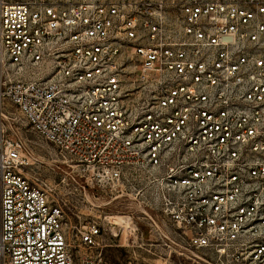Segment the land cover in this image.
<instances>
[{
    "label": "built area",
    "instance_id": "obj_1",
    "mask_svg": "<svg viewBox=\"0 0 264 264\" xmlns=\"http://www.w3.org/2000/svg\"><path fill=\"white\" fill-rule=\"evenodd\" d=\"M7 106L169 247L264 264V0H0V264H109L110 217L71 223Z\"/></svg>",
    "mask_w": 264,
    "mask_h": 264
},
{
    "label": "rangeland",
    "instance_id": "obj_2",
    "mask_svg": "<svg viewBox=\"0 0 264 264\" xmlns=\"http://www.w3.org/2000/svg\"><path fill=\"white\" fill-rule=\"evenodd\" d=\"M133 65L130 64L127 70L132 71ZM129 74L126 78L131 81L134 75ZM7 108L13 112L14 119L5 121L4 125L7 129L11 128V133L23 138L31 152L32 164L24 172L55 185L56 197L63 203L71 223L83 224L90 218L110 217L112 231L104 239L107 246L100 249L105 261L109 264H208L196 259V252L169 247L163 226L156 219L155 224L149 221L131 196L118 197L116 191L104 187L90 189L76 168L62 163L61 156L52 145L26 126L24 116L18 109ZM73 178L78 184L85 185V191L79 190ZM125 219L128 227L125 242H122L125 226L121 223Z\"/></svg>",
    "mask_w": 264,
    "mask_h": 264
},
{
    "label": "bare ground",
    "instance_id": "obj_3",
    "mask_svg": "<svg viewBox=\"0 0 264 264\" xmlns=\"http://www.w3.org/2000/svg\"><path fill=\"white\" fill-rule=\"evenodd\" d=\"M122 225H124L125 227V229L123 230L124 231V233H123V235H122V242H125V231L127 230L126 228L128 227V222H127V220L125 219V220H122V223H121ZM127 226V227H126ZM130 228V227H129Z\"/></svg>",
    "mask_w": 264,
    "mask_h": 264
}]
</instances>
